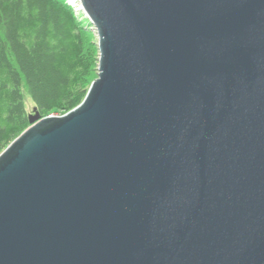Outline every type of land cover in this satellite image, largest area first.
Listing matches in <instances>:
<instances>
[{"label": "water", "instance_id": "water-1", "mask_svg": "<svg viewBox=\"0 0 264 264\" xmlns=\"http://www.w3.org/2000/svg\"><path fill=\"white\" fill-rule=\"evenodd\" d=\"M97 77L0 153V264H264V0H68Z\"/></svg>", "mask_w": 264, "mask_h": 264}, {"label": "trees", "instance_id": "trees-1", "mask_svg": "<svg viewBox=\"0 0 264 264\" xmlns=\"http://www.w3.org/2000/svg\"><path fill=\"white\" fill-rule=\"evenodd\" d=\"M68 0H0V153L30 126L25 93L41 116L85 98L99 49Z\"/></svg>", "mask_w": 264, "mask_h": 264}, {"label": "rangeland", "instance_id": "rangeland-1", "mask_svg": "<svg viewBox=\"0 0 264 264\" xmlns=\"http://www.w3.org/2000/svg\"><path fill=\"white\" fill-rule=\"evenodd\" d=\"M87 34H88V40L89 42H98V36L96 31L92 28V25L90 26L89 30H86ZM97 69L94 68V70L92 71V73L90 74V76L88 77V81L92 82L96 77H97ZM25 106L27 108V111L29 114H34L35 113V104L32 101V99L30 98V96H28L27 93H25ZM55 115H58L59 113H52Z\"/></svg>", "mask_w": 264, "mask_h": 264}]
</instances>
